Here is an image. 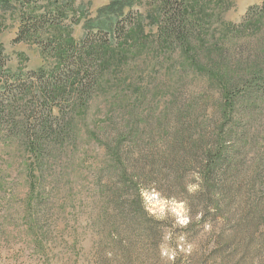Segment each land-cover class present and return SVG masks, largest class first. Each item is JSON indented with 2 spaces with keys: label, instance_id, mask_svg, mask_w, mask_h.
<instances>
[{
  "label": "trees",
  "instance_id": "16d2710c",
  "mask_svg": "<svg viewBox=\"0 0 264 264\" xmlns=\"http://www.w3.org/2000/svg\"><path fill=\"white\" fill-rule=\"evenodd\" d=\"M158 1L155 43L179 60L175 86L112 108L87 143L75 119L96 99L109 53L133 45L126 38L137 16L128 12L111 35L88 31L65 47L54 36L39 41L65 24L61 9L22 13L16 40L49 49L57 63L11 74L0 53V132L29 151L45 185L37 196L53 204L73 190L82 211L96 203L86 220L97 237L92 264H264V56L218 43L198 62L196 46L190 53L202 35L198 23L181 1ZM10 2L26 9L40 0H0V10ZM261 16L264 0L225 38L247 37ZM251 100L257 105L243 106ZM70 174L78 182L65 188ZM150 192L182 205L185 223L170 211L151 214Z\"/></svg>",
  "mask_w": 264,
  "mask_h": 264
},
{
  "label": "rangeland",
  "instance_id": "374dc122",
  "mask_svg": "<svg viewBox=\"0 0 264 264\" xmlns=\"http://www.w3.org/2000/svg\"><path fill=\"white\" fill-rule=\"evenodd\" d=\"M178 1L183 3L186 15L198 23L202 32L200 39L192 42L190 50L192 53L194 46L197 47L192 57L198 62L202 55L210 56L212 51L208 50L218 43L230 47L235 43L244 44L250 51L264 56V16L244 31L247 37L225 38L230 26L238 25L248 8L261 6L263 0ZM59 9L67 20L63 26L41 34L39 41L44 45L53 36L60 38L65 47L77 44L86 32L96 29L111 35L116 20L128 12L137 16L126 38L133 45L109 53L96 99L75 119L81 126L84 143L92 139L90 129L94 122L106 118L112 108L125 107L127 101L134 102L138 93L142 92L144 96L140 97L143 98L151 96L158 91L156 89L170 91L175 86V66L179 60L164 46L155 43L162 16L158 0H40L26 9L10 2L0 10V53L7 72L17 74L55 68L56 54L49 49L43 52L33 41L16 39L22 13L38 15ZM193 87L188 89L199 91V87ZM152 102L148 98L144 104ZM255 105L257 102L251 100L243 106ZM258 120L256 114L253 121L257 123ZM33 166L32 157L22 141L5 137L0 132V264H92L97 237L92 228H88L87 219L96 216V203L89 202L82 211L81 200L72 190L65 197L61 195L56 199L55 196L53 204H48L45 194L37 196L45 185ZM69 178L73 184L65 188L78 182L77 175L70 174ZM146 204L151 214L160 216L170 211L180 223H185L183 206L178 203L161 200L150 192Z\"/></svg>",
  "mask_w": 264,
  "mask_h": 264
}]
</instances>
